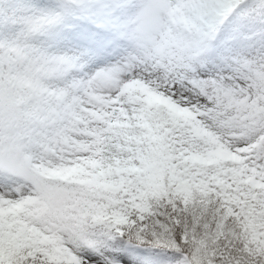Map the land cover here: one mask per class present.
Wrapping results in <instances>:
<instances>
[{
	"label": "snow or ice",
	"instance_id": "6c2138e0",
	"mask_svg": "<svg viewBox=\"0 0 264 264\" xmlns=\"http://www.w3.org/2000/svg\"><path fill=\"white\" fill-rule=\"evenodd\" d=\"M0 264H264V0H0Z\"/></svg>",
	"mask_w": 264,
	"mask_h": 264
}]
</instances>
